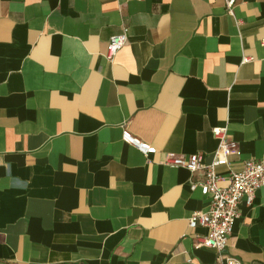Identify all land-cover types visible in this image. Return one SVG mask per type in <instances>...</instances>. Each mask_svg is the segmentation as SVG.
<instances>
[{"label":"crops","instance_id":"crops-1","mask_svg":"<svg viewBox=\"0 0 264 264\" xmlns=\"http://www.w3.org/2000/svg\"><path fill=\"white\" fill-rule=\"evenodd\" d=\"M216 127L222 187L264 159V0H0V264H218L188 228L203 172L165 164H210ZM225 253L264 264V186Z\"/></svg>","mask_w":264,"mask_h":264},{"label":"built area","instance_id":"built-area-1","mask_svg":"<svg viewBox=\"0 0 264 264\" xmlns=\"http://www.w3.org/2000/svg\"><path fill=\"white\" fill-rule=\"evenodd\" d=\"M234 4L235 0H225L226 10L230 15ZM127 33V28H123L121 33L109 38L105 56L108 61H112L125 46ZM212 133L218 140V147L210 164H204L203 156L199 153L186 157L167 155L165 164L184 168L191 174L203 172L201 181L190 184L191 191L198 189L202 196L210 197L209 209L206 212H193L188 219V228L194 229L199 226L207 230L206 235L196 238L195 246L215 251L218 264H241L237 259L227 255L225 250L234 222L239 217L241 204L250 206L255 192L264 186V159L246 160L240 171L230 172L227 185L221 187L219 186L221 177L215 172V168L228 164L229 156L236 150V143L228 137L226 127H216ZM122 140L136 148L146 158L157 152L154 147L132 137L125 129L122 132Z\"/></svg>","mask_w":264,"mask_h":264}]
</instances>
